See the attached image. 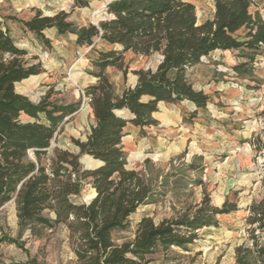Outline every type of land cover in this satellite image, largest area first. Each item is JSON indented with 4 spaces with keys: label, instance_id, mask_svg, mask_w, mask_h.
Returning a JSON list of instances; mask_svg holds the SVG:
<instances>
[{
    "label": "trees",
    "instance_id": "16d2710c",
    "mask_svg": "<svg viewBox=\"0 0 264 264\" xmlns=\"http://www.w3.org/2000/svg\"><path fill=\"white\" fill-rule=\"evenodd\" d=\"M74 2L79 7L89 5V0ZM256 5L255 0H215L213 19L203 23L195 5L186 0H110L108 17L85 26L69 21L65 11L44 15L36 10L30 19L18 20L47 45L45 31L55 29L59 35L74 34L80 47L93 46L97 39L118 46L98 50L92 59L99 69L98 82L85 93L95 124L85 142L74 140L79 153L52 149V142L80 103L54 102L49 94L35 103L17 93L20 82L43 72L42 63L38 56L27 58L28 51L0 23V208L15 203L20 234L64 224L77 264H150L148 257L157 250H187L200 230L218 226V216L237 211L236 202L214 206L206 194L200 203L158 224L143 216L133 239L119 244L113 237L128 229L133 214L161 201L169 189L168 177L150 159L141 169L128 168L123 144L126 126H156L153 115L160 102L188 101L198 109L206 108L211 96L194 87L188 72L215 51H247L253 61L264 47V17L254 9ZM128 52L155 59L157 65L136 70L137 83L118 92L105 69H123ZM247 65L235 69L242 72ZM252 147L263 152L264 140L258 137ZM81 157L95 167H84ZM98 161L102 165L97 167ZM87 187L92 195L84 202L80 198ZM248 210V243L236 248V264H264V199ZM0 242L18 243L7 236ZM16 264L40 263L30 259Z\"/></svg>",
    "mask_w": 264,
    "mask_h": 264
},
{
    "label": "rangeland",
    "instance_id": "374dc122",
    "mask_svg": "<svg viewBox=\"0 0 264 264\" xmlns=\"http://www.w3.org/2000/svg\"><path fill=\"white\" fill-rule=\"evenodd\" d=\"M108 1L89 0L88 6L79 7L74 0H0L1 26L8 28L16 44L28 51L27 58L40 54L38 58L45 70L40 77L20 82L17 93L35 103L47 94L54 102L80 103L78 111L61 124L52 149L79 153L74 140L85 142L95 120L83 94L88 86L98 82L95 72L99 69L92 59L98 56V50L118 46L97 39L94 47H80L74 34L59 35L55 29L45 31L50 40L47 45L34 33L25 31L18 20L30 19L36 10L44 15L65 11L76 26L99 24L108 17ZM186 1L195 5L199 23L213 19L215 0ZM255 1L254 9H259L264 17V0ZM249 58L247 51L212 52L188 72L194 87L211 96L206 109L197 110L189 102H164L158 105L156 126L127 127L124 147L128 168L141 169L150 159L168 177L169 189L161 201L133 214L127 230L113 234L117 243L134 238L143 216L158 224L200 203L206 194L214 206L221 207L226 200L238 205L237 211L218 216V226L200 230L198 239L187 250L159 249L148 257L152 259L150 264H236V248L248 243V207L264 199V151L259 153L252 147L258 137L264 140V47L253 61ZM244 62L248 65L242 72L236 71L235 67ZM156 65L155 59L128 52L124 54L123 69L107 67L105 75L121 92L137 83L136 70L155 69ZM22 118L29 120L27 116ZM91 195L92 189L87 187L80 200L88 202ZM3 236L18 243L0 242V264L30 259L40 264H77L70 232L64 224L20 234L14 202L0 208V238Z\"/></svg>",
    "mask_w": 264,
    "mask_h": 264
},
{
    "label": "crops",
    "instance_id": "0c3cea01",
    "mask_svg": "<svg viewBox=\"0 0 264 264\" xmlns=\"http://www.w3.org/2000/svg\"><path fill=\"white\" fill-rule=\"evenodd\" d=\"M49 30V29H48ZM28 33H30V34H33L32 32H28ZM37 56H41L40 54H38L37 53ZM44 72H45V70H43V72L42 73H40V74H38V75H33V76H31L30 78H36V77H40L42 74H44ZM30 78H28V79H30ZM183 102H188V101H183ZM160 103H164V102H160ZM159 103V104H160ZM166 103V102H165ZM189 103H191V102H189ZM193 104V103H192ZM194 105V104H193ZM195 106V105H194ZM195 108L197 109V110H199V109H206V108H197L196 106H195ZM90 113H91V115H92V110H91V107H90ZM155 115H156V112H155V114L153 115L154 116V118H155ZM95 124V120H94V123L92 124V125H94ZM130 124V123H129ZM128 124V125H129ZM128 125L126 126V128H125V132H127V127H128ZM135 127H137V126H135ZM123 144H124V142H123Z\"/></svg>",
    "mask_w": 264,
    "mask_h": 264
},
{
    "label": "water",
    "instance_id": "95a60500",
    "mask_svg": "<svg viewBox=\"0 0 264 264\" xmlns=\"http://www.w3.org/2000/svg\"><path fill=\"white\" fill-rule=\"evenodd\" d=\"M111 1H112V0H111ZM94 160H95V159H94ZM81 163H82V164H85V166H87L86 162H84L82 159H81ZM100 165H102V162H101V161H98L97 167L100 166ZM94 167H95V166H93V167L90 166V167H86V168H94ZM95 195H96V192H95V194H94L93 197H95ZM93 197H92V198H93ZM92 198H91V199H92Z\"/></svg>",
    "mask_w": 264,
    "mask_h": 264
},
{
    "label": "built area",
    "instance_id": "2783aa9c",
    "mask_svg": "<svg viewBox=\"0 0 264 264\" xmlns=\"http://www.w3.org/2000/svg\"><path fill=\"white\" fill-rule=\"evenodd\" d=\"M83 94L85 95L84 98L89 101L90 99L86 96L85 91H83Z\"/></svg>",
    "mask_w": 264,
    "mask_h": 264
}]
</instances>
